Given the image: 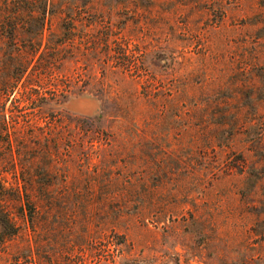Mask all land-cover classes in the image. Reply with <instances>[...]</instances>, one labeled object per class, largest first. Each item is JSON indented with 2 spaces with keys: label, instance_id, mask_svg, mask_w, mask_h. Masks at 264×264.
Instances as JSON below:
<instances>
[{
  "label": "rangeland",
  "instance_id": "obj_1",
  "mask_svg": "<svg viewBox=\"0 0 264 264\" xmlns=\"http://www.w3.org/2000/svg\"><path fill=\"white\" fill-rule=\"evenodd\" d=\"M14 2L0 0V21ZM47 8L96 47L65 64L60 111L79 135L103 115L109 138L85 132L59 147L65 184L45 197L33 188L31 224L0 245V264H264V0ZM105 32L137 70L113 64L117 51L101 56ZM2 183L13 174L0 161Z\"/></svg>",
  "mask_w": 264,
  "mask_h": 264
},
{
  "label": "trees",
  "instance_id": "obj_2",
  "mask_svg": "<svg viewBox=\"0 0 264 264\" xmlns=\"http://www.w3.org/2000/svg\"><path fill=\"white\" fill-rule=\"evenodd\" d=\"M55 19L59 22L54 31L50 26ZM75 22L73 16L60 18L59 12L49 10L47 0H15L13 12L0 21V161L9 165L13 174V183L0 185V245L25 231L21 224H31L33 188L45 197L54 181L63 184L67 180L65 165L57 156L60 146L88 140L90 136L83 137L85 132L92 138L101 132L103 141H108L109 135L101 130L103 115L84 119L90 123L84 124L86 129L79 135L70 130L72 119L60 111L72 80L65 64L75 66L82 49H96L94 43L77 35ZM96 43L103 58L117 51L111 58L118 68L127 72L136 69L131 54L114 39L110 41L106 32ZM120 120L125 122V118ZM9 196L16 203V215L6 208Z\"/></svg>",
  "mask_w": 264,
  "mask_h": 264
}]
</instances>
